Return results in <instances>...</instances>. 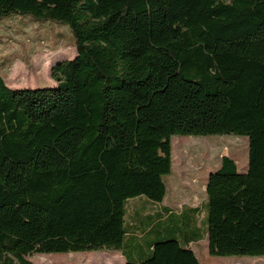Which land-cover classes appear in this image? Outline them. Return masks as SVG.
<instances>
[{
	"label": "trees",
	"instance_id": "obj_1",
	"mask_svg": "<svg viewBox=\"0 0 264 264\" xmlns=\"http://www.w3.org/2000/svg\"><path fill=\"white\" fill-rule=\"evenodd\" d=\"M10 15L67 25L76 54L53 87L0 75V264L101 248L200 264L203 234L179 236L198 207L170 231L126 227L129 200L162 202L173 135L247 137V166L222 156L207 177V250L264 256V0H0Z\"/></svg>",
	"mask_w": 264,
	"mask_h": 264
},
{
	"label": "rangeland",
	"instance_id": "obj_2",
	"mask_svg": "<svg viewBox=\"0 0 264 264\" xmlns=\"http://www.w3.org/2000/svg\"><path fill=\"white\" fill-rule=\"evenodd\" d=\"M76 54L71 31L67 25L36 19L31 16L0 17V75L6 85L17 88L53 87L50 68L57 61L72 59ZM172 168L165 180L187 184L186 190H198L203 198V185L215 171L222 156L232 157L242 170L248 163V139L234 134L173 135L171 137ZM192 180L198 181L196 188ZM187 192V191H185ZM202 217V215H200ZM111 249L83 252L32 254L33 264H80L77 259L89 255L88 264H100L97 254ZM200 264H264V256H212L202 245L198 248ZM74 255L72 259L68 256Z\"/></svg>",
	"mask_w": 264,
	"mask_h": 264
},
{
	"label": "crops",
	"instance_id": "obj_3",
	"mask_svg": "<svg viewBox=\"0 0 264 264\" xmlns=\"http://www.w3.org/2000/svg\"><path fill=\"white\" fill-rule=\"evenodd\" d=\"M171 179L166 180V193L161 203H151L143 197H137L127 202L129 214L127 220L128 224H126L128 229L127 231L129 233L132 231V229L134 230L137 227H142L144 228L143 231L141 233L135 234H145L152 230L156 225L159 226L160 224H163V226L160 228L164 229V231L173 230L176 228L174 220L171 219L173 215L181 216L185 215V212L191 214L192 212L190 208L198 207L200 213L198 217V223H196L195 228L193 227L192 229L188 230L186 235L185 233H179V236L182 235V237H190L192 235L199 234L200 232L203 234V237L198 241H190L188 243V247L194 251L195 255L199 259L200 255L198 254V248L200 246L202 247V245H204L206 252H208L206 224L204 222L206 181L203 185V198L199 200L200 194L198 193V190H186L187 184H183L182 182L180 183L178 181L171 183ZM192 182H194L192 184L196 188L198 181L192 180ZM200 215H202V217H200ZM157 229H159V227ZM166 235H169L168 232H163L161 230L155 231L154 234H152V236L146 241L152 242L154 239H159ZM141 237L143 238V236ZM141 255H143L142 251L137 256ZM73 256L74 255L68 257L72 259ZM83 257L84 259L82 260L77 259L80 264H88V262H92L94 259L90 258L89 255ZM97 259L100 264H124L126 262L127 256L126 254L124 255L121 250H109L107 253L97 254ZM73 263L74 261H71L68 264ZM59 264H61V262Z\"/></svg>",
	"mask_w": 264,
	"mask_h": 264
}]
</instances>
